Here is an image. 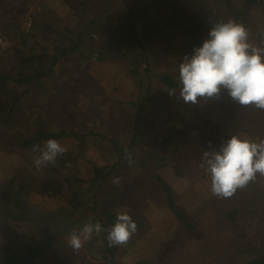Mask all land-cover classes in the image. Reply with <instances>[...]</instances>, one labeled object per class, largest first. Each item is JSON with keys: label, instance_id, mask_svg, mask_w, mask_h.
<instances>
[{"label": "rangeland", "instance_id": "obj_1", "mask_svg": "<svg viewBox=\"0 0 264 264\" xmlns=\"http://www.w3.org/2000/svg\"><path fill=\"white\" fill-rule=\"evenodd\" d=\"M89 1L91 2L92 0ZM129 1L136 6L139 4L137 7H141L142 11L146 8L152 11L161 5L160 10L163 16H167L170 19L167 22L158 21L163 28H169V32L166 38L163 39L164 42L160 46L159 44L156 45L162 50L157 55L164 56L161 58L153 57L151 59L152 62L164 63L162 58H166V60L169 58L170 62L175 60L179 65L184 58L183 52L188 50V56H191L193 52L191 47L194 46L187 37H182L183 33L189 36L191 31H196L197 26H199L197 40L203 41L207 38L209 28L215 21L226 20L229 17L235 18L238 22L245 25L249 31L251 43L264 48V5L258 1L246 3L245 9L241 13L235 11L234 14L232 8H230L229 12L221 8L223 4L221 0L216 2L207 0L208 2L201 3V5L198 0H184L186 5L183 4L182 0L181 3L180 0H152L149 3L145 0ZM213 2L214 7L212 9H214L216 15L220 11L224 15L213 17L210 14L212 11H207L209 4L213 5ZM233 3L236 7L242 5L239 0H233ZM65 5L69 7L67 3ZM223 6L225 7V4ZM55 7L61 9L62 6L56 5ZM193 7L198 8L199 15H195L191 11ZM18 11H15V13ZM201 12L202 14H200ZM101 13L104 14L103 8H101ZM118 16L119 14L116 15V17ZM24 24V29L27 31L31 26V21L27 19ZM119 24H121V19ZM122 25L125 26L124 24ZM95 29L101 32L96 33V31L93 32L94 29H91L94 39L101 36V41L109 43L110 46L103 47L98 55H90L88 53L91 60L90 64L79 70L61 73L59 69L54 67V72L60 76L77 77L78 83L74 95L68 96L64 93L62 90L66 86L64 81H58L57 83L49 79L43 81V83H49V86L52 87L49 100H46L43 106L46 107V111L49 113H55L52 118H47V121L44 122V127L47 130H51L57 127L58 124L66 122L67 129H71L78 134L75 138L78 151L80 148L99 150L104 146L106 139L104 138L102 127L110 125L107 122H103L104 116L102 112L104 110L101 106L103 108L106 107L107 103L104 104L106 97L110 99V105L108 106L110 109L112 105L116 106L115 109L127 107L125 105L127 98H133L138 102L142 97V91L140 90V93L136 92V86L133 81L128 82L126 87L125 78L127 80L131 78L129 73L126 72L122 80L111 75L110 70L114 66L105 71H98L97 68L100 66L101 60L99 56L106 57L111 55L115 51L112 49L114 40L119 42L122 39L116 37L107 41L106 31L101 30L98 25L95 26ZM41 35L42 33L39 32L35 37L40 39ZM48 37V35L45 36V38ZM7 43H5L6 48L0 51V55L4 54V52L6 53ZM118 47L116 46L115 48ZM30 52L34 53L33 51ZM73 61H76V57H72L71 61L59 65H70ZM27 67V65L19 63L16 68L17 76L22 77ZM31 67L36 69L35 71L47 70L46 62L44 61H39ZM172 71L176 75L174 77L179 80V68ZM142 78L146 80V77ZM152 88H154L155 95L162 94V98L168 99L172 105L150 102L149 107L144 106L145 110L149 109L148 113L150 116L147 128L149 130L154 128L155 133H150L143 143L136 145V155L132 156L133 163L131 166L124 159L123 163L117 167L119 170L114 171V174L120 177L125 173L131 184L133 183L132 193L135 199L136 220L139 221L141 216L148 219L145 221L146 226H143L144 228H141L139 232H136L131 237L130 240L136 239V242L128 246L123 245L120 248V252L116 254L119 264H132L134 262L135 264H230L228 256H233V253L239 248H247L252 252L264 248V177L258 175L255 182L250 183L243 189H238V193L236 192L231 198L221 199L211 194L210 177L199 167L202 152L205 150L209 152L218 151L220 145L234 132L245 134L249 132L252 137H255L256 134L259 135L258 137H264V110L256 109L254 106H240L233 100L226 101L225 93L227 91L224 89L221 90L218 98H198V103L191 104L185 103L179 94L169 95L167 88L162 86L159 80L153 82ZM21 89L22 84L18 81L12 80L8 82L6 78L0 77V188L3 184L15 188L13 190L8 189L5 193L0 192V202L12 203L21 199V207L30 206V208L39 209V212L45 214L46 217L55 216L59 220L61 216L58 212L63 205L60 194L55 191L56 186L60 182L63 186V193L67 188L70 190L73 188L78 189L77 184L72 183L70 176L75 172L83 171L85 166L81 163H75L76 159L73 156L77 155L72 154L70 148L65 146L64 143L61 144L67 148V152L57 157L54 166L48 165L41 169H37L34 166L32 156L38 155V153H33L31 149L34 144L41 146L43 144L31 141L27 148L18 147L16 149L13 143L17 134L27 131V134L33 135L34 131L31 128L37 125L35 120L42 116L41 112L43 111L40 103L28 100L25 95L20 98V103L16 101L21 104L20 107L13 108L11 104H13L14 100L11 96L15 92H21ZM119 90L122 92H119ZM68 99H70V103L66 102ZM24 113H28L35 121L30 129H28L22 119ZM109 113L114 118L120 115L115 114L113 111ZM108 128L110 129V127ZM125 128L116 127L122 144L129 142L125 140ZM96 131L102 132L103 137L91 133ZM189 133L198 138L196 142L193 140L194 138L188 139L187 134ZM161 134H170L169 144L171 146L178 145L183 141L188 143L187 146H184L188 149H183L182 156H177V158L181 157V162L180 160L175 162L171 160V156H168L170 145L161 142ZM140 136L138 133V142H140ZM84 144L86 145L84 146ZM164 144L167 146H164ZM94 153H96L95 150ZM162 156L167 157L163 159L161 158ZM80 160L90 162L92 165L93 162H98L88 156L82 157ZM141 160H146L150 170H147L146 165H143V167L133 165ZM23 166L28 170H19ZM83 172L89 176L86 170ZM24 174L26 178H31L34 181L36 180V182L32 185L31 182L17 184L15 181H11L12 178H18L24 176ZM47 175L49 178H47ZM155 175H158L165 184L171 185L174 189L176 206L180 210H185L188 218L196 223L197 226L194 229L186 230L182 235L171 234V230L169 233L164 230L169 228L168 223L171 221H175V224H177V220L174 212L168 209L165 203L160 200L162 195L165 194L162 187H158L161 181ZM38 176L41 180L38 179ZM20 188H23L24 194H20ZM126 189L127 187L114 185L113 188L111 186V189L105 195L103 189L99 188L97 201L92 198L91 192H88L85 204H83L88 208L85 212L86 217L81 216V207H76L81 209L76 212V215L72 214V212L77 209L70 207L72 208L69 210L71 214L65 218L67 230L64 232L58 231L57 236L54 238L57 239L55 242L61 246V249L50 251L47 255L51 256L48 264H66V261L69 264H85L86 258L90 256L88 249L85 252L83 251L86 243L78 253H74L67 244L68 236L73 229H80L84 223L91 221L93 211L99 214L103 207L113 208L116 206L124 198ZM66 200L69 201L70 206L78 203L77 199L72 200L71 195L67 196ZM157 202L159 204L156 205ZM235 203L239 207L237 214H235L240 221L241 227L239 228H236L232 220L228 218V211L234 205L236 206ZM248 208H260V216L263 219L261 221L257 219L258 222L252 225L253 220L247 213ZM134 209H131V211ZM36 217L38 218L32 224L33 234L31 241L39 238L40 214ZM108 227L110 226L107 225L105 229ZM18 228V224H12L8 229L9 233L5 232L1 235L4 239L9 237L8 239L12 240L10 242L16 245L17 243L14 241L16 234L12 229L18 230ZM22 228H25L24 223ZM23 237L26 238L27 236L23 235ZM95 238L101 239L102 233L99 236H95ZM224 245L226 247L224 251H221ZM0 246L4 250L1 244Z\"/></svg>", "mask_w": 264, "mask_h": 264}, {"label": "trees", "instance_id": "obj_2", "mask_svg": "<svg viewBox=\"0 0 264 264\" xmlns=\"http://www.w3.org/2000/svg\"><path fill=\"white\" fill-rule=\"evenodd\" d=\"M145 1L149 3L152 0ZM239 1H241L242 5L236 7L233 0H221V3L225 4V7L222 4L221 8L227 12L232 8L234 14L235 11L241 13L248 2L258 1L264 5V0ZM182 2L184 4V0H182ZM198 2L201 5V3L208 1L198 0ZM66 3L69 7L65 5ZM56 5H61V9H57L55 7ZM137 6L130 3V1L128 2V0H92L91 2L89 0H0V8H2V10H0V35L8 42L6 53L4 52V54L0 55V77L6 78L8 82L16 80L22 84L21 92H15V94L11 96L14 100L11 105L13 108H19L21 105L19 104L20 98L25 95L28 100L40 103V107H43V111L41 112L42 116L38 120H35L38 126L36 125L31 128L32 123L35 121L28 113L23 114L22 119L28 129L31 128L32 131H34V134H27V131L17 134L14 139V146L16 149L18 147L27 148L31 141L33 143L37 141L40 144H44L47 139L54 138L69 147L72 154L77 155L73 156L76 159L75 163L83 164L85 166L83 171L86 170L89 174L88 176L85 172L78 171L70 176L72 183L77 184L78 189L73 188L70 190L67 188L63 193L62 184L59 182V185L56 186L55 191L60 194L63 205L58 212L61 216L59 220H57L55 216L46 217L45 214L39 212V209L30 208V206L21 207V199L18 202L15 201L12 203L0 202V244L4 247L3 250L0 246V264H48L49 260H51V256L47 255L50 251L53 252L55 249H61V246L55 242L57 239L54 238L57 236L58 231L64 232L67 230L65 218L71 214L69 210L72 208L70 207H81V216L86 217L85 212L88 208L83 204H85L87 193L91 192L92 198L96 201L98 200L97 191L99 188H102L105 195H107L111 186L112 188L114 187V184L111 182L112 177L117 176L114 174V171L119 170L117 167H119L125 159L124 149L127 148L131 156H135L136 145L143 143L150 133H155L154 128L151 130L147 128L150 116L148 113L149 109L145 110L144 106L146 105L149 107L150 102H157L161 105H172L168 99L162 98V94L155 95L154 88H152L153 82L159 80L162 86L167 89L174 88L176 89V95L179 94L180 83L179 80L174 77L176 75L172 71L179 68L177 62L175 60H171L170 62L169 58L167 60L166 58H162L164 63L151 61L153 57L161 58L164 56L157 55L161 53L162 50L156 45L159 44L160 46L169 32V28H163L161 24L159 25L158 21L162 20L167 22L170 19L167 16H163L160 10L161 5L157 6L156 9L152 11L148 10V8L142 11L141 7ZM213 7L214 2L213 5H211V3L209 4V9L207 10L208 12L212 11L210 14L213 17L224 15L222 11L218 12L216 15L214 9H212ZM101 8H103L104 14L101 13ZM17 10L19 11L15 13ZM191 11L194 12L195 15H199L198 8L193 7ZM117 14H119L118 17H116ZM200 14H202V12ZM27 19L31 21V26L25 31L24 21ZM120 19L121 24H119ZM96 25H98L101 30L106 31L108 36L107 41L116 37L122 39L119 42L114 40L112 49L115 51L111 55L106 57L99 56L101 60L100 66L97 68L98 71H105L106 69H110L111 66H114L110 70L111 75L122 80L125 77V73H129L131 78L128 80L125 78L126 87L128 86V82L133 81L136 86V92L140 93V90L142 91V97L138 102L133 98L126 97L127 100L125 105H127V107L121 109H115L116 106L113 105L111 109L108 108L110 99L106 97L104 101V104L107 103L106 107L103 108V106H101V108L104 110V112H102L104 116L103 122H107L110 125H104L102 127L104 138L106 139L104 146L99 150L93 148H80L78 151L75 142V138L78 134L71 129H67L66 122L58 124L57 127L51 130H47L44 127V122L47 121V118H52L55 113H49L46 111V107L43 106L44 102L49 100L50 89L52 88L49 86V83H43V81L45 79H49L54 83L64 81L66 83L65 88H62L64 93L68 96L74 95V91L77 89V77H68L67 75L60 76L56 74L54 70L55 68L59 69L61 73H70L73 70H79L90 64L91 60L88 53L90 55H98L103 47L110 46L109 43L101 41V36L94 39L91 33L92 30L94 29L93 32L96 31V33L101 32L95 29ZM198 30L199 26H197L196 31H191L189 36L184 33L182 35V37H187L190 43L194 45L191 47L192 50L202 43L201 40H197L199 34ZM39 32L42 33L40 39L35 37ZM46 35L49 37L45 38ZM31 38L33 42L30 40ZM249 42L251 43V38ZM116 46L119 47L115 48ZM183 54L184 56H188L189 51L185 50ZM72 57H76V61L71 62L70 65H59L71 61ZM39 61L46 62V71H35L36 69L31 67ZM17 62L28 66L23 72L24 75L22 77L17 76L16 68L19 65ZM75 75L77 76L76 73ZM140 76L146 77V80H143ZM71 91H73V93H71ZM119 92L122 91L119 90ZM68 100H66V102L70 103V99ZM225 100H232L228 93H225ZM110 111L120 115L114 118V116L109 113ZM108 127H110V129ZM116 127H126L124 129L126 132L125 140L129 141L128 143L122 144V142H120L121 139L116 131ZM24 129L26 130V128ZM91 133L103 137L102 132L96 131ZM138 133L142 136L139 137L140 142L137 141ZM246 134L250 135L249 132ZM187 135L188 139L194 138L193 140H195V142L198 139L192 133ZM258 136V134L255 135V137ZM169 141L170 134H161V142L170 145V153L167 155L171 156V160L175 162L180 160L181 162V157L177 158V156H182V150L188 149L184 147L187 146L188 143L183 141L178 145L171 146ZM85 145L86 144H84V146ZM167 145L164 144V146ZM94 150L96 153H94ZM34 156H32V159ZM85 156L91 159L94 158V160L98 162H93L92 165L90 162L80 160ZM166 157L167 156H162L161 158L165 159ZM133 165L136 167H143V165H146L147 170H150L146 160L135 162ZM19 170L26 171L28 169L23 166L19 168ZM155 177L161 181L162 184L160 183L158 187H162L165 194L162 195V199L160 200L165 203L168 209L174 212L177 220V224H175V221H171L168 223L169 228H165L164 230H167L168 233L171 230V234L182 235L186 230L194 229L197 226L196 223L188 218L185 210H180L176 206L174 189L171 185L165 184L158 175H155ZM47 178H49L48 175ZM121 178V186L127 187L124 192V198L113 208L103 207L99 214L93 211V218H91L92 222L100 221L104 227L107 225L111 226L115 223L116 213L118 211L124 210L125 208L126 210H128L127 208H135V199L132 193L133 183L131 184L125 173ZM38 179L41 180L39 176ZM11 181H15L17 184L31 182L32 185L36 182V180L34 181L31 178H26L25 174L18 178H12ZM42 182L45 183L43 180ZM8 189L13 190L15 188L3 184L0 188V192L5 193ZM20 190V194H24L23 188H20ZM69 195L72 196V200L77 199L78 203L70 206L69 201L66 200V197ZM157 204L159 203L157 202L156 205ZM235 204L236 206L234 205L229 209L228 218L232 220L236 228H239L241 227L240 221L235 215L239 207L237 203ZM76 209L77 210L75 212L73 211L72 214L76 215V212L81 210L80 208ZM247 213L253 220V223H251L252 225L261 221L264 217L260 216V208H248ZM38 214H40L39 238L31 241V236L33 234L32 224H34L33 221L38 218L36 217ZM130 214L137 223V232H139L141 228H144L143 226H146L145 221L148 219L141 216L139 221H137L135 209L132 210ZM257 219L259 220L257 221ZM23 223L25 225L24 229L22 228ZM12 224L19 225L18 230L12 229L16 234L14 238V241L17 243L16 245L11 243L12 240H9V237H5L4 239L1 235L5 232L9 233L8 229ZM23 235L27 237L25 238ZM106 237L107 231H104L102 232L101 239H97L95 235H93V239L86 242V247L83 251L85 252L88 249L90 256L86 258L85 264L120 263L117 260L116 254L120 252V248L123 246L110 247ZM134 242H136V239L130 240L125 245L128 246ZM225 247L226 245L221 248V251H224ZM233 254V256H228L230 264H264V248L253 252L247 248H239ZM66 264L69 263L66 261ZM132 264H135V262Z\"/></svg>", "mask_w": 264, "mask_h": 264}, {"label": "clouds", "instance_id": "obj_3", "mask_svg": "<svg viewBox=\"0 0 264 264\" xmlns=\"http://www.w3.org/2000/svg\"><path fill=\"white\" fill-rule=\"evenodd\" d=\"M179 96L185 103L196 104L198 98H218L222 89L240 106H254L264 110V48L249 42V31L235 18L217 20L209 28L208 36L191 56H184L179 64ZM176 95V89H167ZM32 152L37 169L55 165L57 157L67 152L58 140L49 138L43 146L34 144ZM125 159L129 166L133 159L127 148ZM199 167L210 177L211 194L217 198H231L238 189L247 187L264 177V137H252L241 132L228 136L218 151L205 150ZM121 177L113 176L112 184L119 187ZM131 209L116 213L113 225L105 229L100 221H89L80 229H73L67 238L68 246L78 253L84 244L107 231L110 247L123 246L137 232Z\"/></svg>", "mask_w": 264, "mask_h": 264}, {"label": "built area", "instance_id": "obj_4", "mask_svg": "<svg viewBox=\"0 0 264 264\" xmlns=\"http://www.w3.org/2000/svg\"><path fill=\"white\" fill-rule=\"evenodd\" d=\"M6 40L3 39V37L0 35V51L4 50L6 48Z\"/></svg>", "mask_w": 264, "mask_h": 264}]
</instances>
